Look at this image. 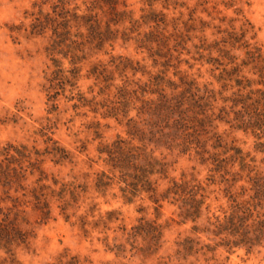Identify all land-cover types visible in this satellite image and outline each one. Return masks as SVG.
<instances>
[{"label":"rangeland","instance_id":"rangeland-1","mask_svg":"<svg viewBox=\"0 0 264 264\" xmlns=\"http://www.w3.org/2000/svg\"><path fill=\"white\" fill-rule=\"evenodd\" d=\"M119 1L125 3V9L139 23H142L141 16L149 12L157 14V19L160 13L166 15V25L159 23L157 27L153 22L141 24V33L157 30L169 36L174 33L172 18H181L176 28L184 41L175 48L178 51H172L173 56L179 58H172L170 66L164 68L161 63L168 58L163 55L166 48L159 52L157 42H152L150 49L140 47L134 38L136 33H129L132 39H123L122 31L129 26V22L109 24L108 12L95 10L101 19L100 29L106 31L109 24L110 29L118 30L117 38L113 42L106 41L99 50L93 49L91 44H84L86 59L78 64L80 74L75 86L59 83L56 88L49 89L47 77L53 69L52 57L61 62L64 70L71 68L70 57L64 56L65 48L49 53L52 41L50 28L41 31L32 29L39 16L55 15L52 7L54 0H0V161L5 158L3 148L8 144L25 145L31 151H39V158L43 160L41 165L49 176L60 182L79 185L77 200L71 202L68 218L60 213L57 201L52 203V218L45 223L40 221L35 210L26 208L25 217L29 223L26 227H31L34 235L28 247L15 249L16 259L20 264H264V239L250 250L243 246L234 249L217 246L214 252L204 255V245H215L218 239L211 234L192 232L191 222L178 223L175 204L163 201L157 213L145 193L129 203L122 198L117 183L100 190L96 188L100 174L109 172L106 154L101 150L118 136L128 139L124 126L126 119H122L121 115L116 118L108 116L112 102L116 101L114 86L120 85L123 78L120 69H116L112 62L113 57H127L137 63L140 70L151 75L165 70L166 76L176 83L180 82L182 74H186L188 78L195 79L201 93L208 83V87L217 93L222 85V81L217 79L220 69L216 64L207 62L210 57L218 55L215 49L208 47L209 44L223 36L217 32L216 25L221 28L233 25L238 30L241 23L238 19H247L252 26L248 36L254 35L251 42H256L264 50V0H178L179 4L173 0H154L151 4L148 0ZM74 4L84 8L83 0L72 1L69 7ZM192 8H195L197 30L189 32L191 38L187 40L181 21H186ZM222 16L226 17L224 21L220 20ZM231 18L236 19L230 22ZM199 19L208 23L203 32L200 31ZM79 30L85 36L86 27L81 26ZM72 31H76V27H72ZM166 43L173 50V37ZM94 64L98 69H93ZM177 69L180 72L174 75ZM140 70L135 76L129 70L125 73L129 78L146 81L149 73L142 74ZM109 78H113V85L106 88ZM230 93L231 90H226L223 95L229 96ZM215 98L212 101L215 115L219 114L222 105L227 109L231 105L230 101L222 102L218 94ZM130 115L134 116L135 111H131ZM215 124L218 133L226 136L229 142L234 140L247 155L249 168H254L249 175L258 172L264 177V136L258 138L251 131L232 128L224 121H216ZM52 141L63 147L69 158L55 163L49 152L52 151ZM160 152L168 163L169 177L178 179L184 175L190 179L193 176L203 184L209 183L207 189L211 192L206 201L209 204L208 216H222V211L229 206L224 191L227 184L221 182L222 175L231 179V173L239 172L242 179L234 183L232 190L240 192L241 186H244L245 197L253 194L252 182L246 175L247 171H241L238 160L229 164V173L224 174L223 170H213L209 161L201 162L194 150L183 153L178 149L160 148L155 154L160 156ZM210 177L214 181L212 184ZM166 183L167 179L163 180L162 184ZM66 197L69 198L68 195ZM111 210L115 213L108 220L107 212ZM145 220L163 227L155 252L146 249L151 231ZM198 223L205 225L206 217ZM186 236L194 238L198 242L197 248L202 246V249L182 257L176 253L177 241ZM6 259L7 254L0 249V264H4Z\"/></svg>","mask_w":264,"mask_h":264},{"label":"trees","instance_id":"trees-1","mask_svg":"<svg viewBox=\"0 0 264 264\" xmlns=\"http://www.w3.org/2000/svg\"><path fill=\"white\" fill-rule=\"evenodd\" d=\"M72 1L75 0H54L52 7L55 15L44 14L32 24L34 31L50 28V54L65 48L64 56L70 57L71 68L68 70L61 67L59 60L51 58L53 69L47 77L50 82L49 89H54L60 84L75 86L80 74L78 64L86 59L84 44H91L93 49L99 50L106 41L113 42L117 38L118 30L110 29L111 23L128 21L129 26L122 31L123 39H132L129 33H136L134 38L140 43V47L150 49V44L157 42L159 52L166 48L163 55L168 58L166 62L161 63L164 68L170 66L172 58H179L173 56L172 51H178L175 48L184 41L176 28L181 18H172L174 33L169 36L157 30L141 33V24L148 25L153 22L157 27L159 23L166 25V15L160 13L157 19V14L149 12L141 16L142 23H139L125 9L123 1L83 0V9L79 4L70 8ZM151 1L154 0H148V4H151ZM173 1L179 4L178 0ZM119 4H122V7H119ZM95 10L108 12L110 15L106 31L100 29L101 19ZM194 13L195 8H192L186 21H181L187 32V40L191 38L189 32L197 30V17H194ZM225 19V16L220 18L221 21ZM235 19L231 18L229 21ZM238 20L241 21L238 30L233 25L227 28L216 25L217 32L223 36L208 46L218 53L207 61L216 64L220 69L217 79L222 81V85L217 93L208 87L210 83L201 93L195 79L188 78L186 74H182L179 77L180 82L176 83L166 76L165 70L151 75L140 70L137 63L127 57L118 56L112 59L123 78L120 85L114 86L116 101L112 102L108 116L116 118L121 115L122 119H126L124 126L128 139L118 136L101 150L106 154L109 172L100 174L96 188L100 190L101 187L108 188L117 183L122 198L129 203L145 193L157 213L163 201L175 204L178 209V223L191 222L192 232L211 234L218 239L215 245H204V255L214 252L217 246L228 249L243 246L250 250L264 239V211L257 210H264V177L258 172L249 175L254 168H249L247 155L234 140L229 142L226 136L218 133L215 124L216 121H224L232 128L251 131L258 138L264 136V50L256 42H251L254 35L248 36L252 28L250 22L247 19ZM199 22L200 31L203 32L208 23L202 19H199ZM81 26L87 29L85 36L79 30ZM72 27H76V31H72ZM170 37H173L175 42L173 50H170L166 43ZM177 61L180 63L181 60ZM95 65L94 70L98 69ZM173 66L178 68L177 65ZM126 70L132 71V76L139 70L142 74L149 73V78L146 81L141 78H129ZM179 72L177 69L174 75ZM109 80L106 88L113 85V78ZM226 90H231L229 96L223 95ZM217 94L222 102L230 101L231 105L228 109L222 105L219 107V114L215 115L212 101L216 100ZM131 111H135L134 116L130 115ZM52 143V151L49 152L55 163L69 158L63 147L55 145V141ZM160 148L178 149L183 153L194 150L201 162L209 161L213 164V170H223L224 174L229 173V164L238 160L241 171H247L246 175L252 182L253 194L245 197L247 193L244 186H241L240 192L232 190L234 183L242 179L239 172L231 173V179L222 175L221 182L227 184L224 191L230 202L229 206L222 211V216H208L206 211H209V204L206 201L211 192L207 189L209 183L203 184L193 176L190 179H186L184 175L178 179L169 177L165 157L161 156V152L160 156L155 154ZM3 154L5 158L0 161V249L7 254L4 264H20L16 259L15 249L20 246L28 247L34 235V230L26 227L29 225L25 217L26 208L35 210L40 221L45 223L52 218V203L57 201L60 213L68 218L71 202L77 200L79 185L74 182H60L57 178L49 176L41 165L43 160L39 158L41 154L36 149L31 151L25 145L8 144L3 148ZM32 154L36 157L32 158ZM165 179L167 183L162 184ZM209 179L211 184L214 183L211 177ZM114 213V210L107 212L108 220L113 218ZM203 217H206V224L201 226L198 222ZM146 223L151 231L146 249L155 252L159 247L158 241L162 236L163 227L154 221ZM136 234L139 233L136 231ZM197 244L194 238L186 236L177 241L176 253L182 257L197 253L202 249V246L197 248ZM208 259L210 258H206Z\"/></svg>","mask_w":264,"mask_h":264}]
</instances>
